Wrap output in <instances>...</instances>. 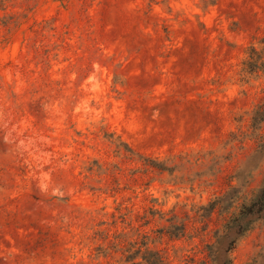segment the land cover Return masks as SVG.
I'll return each instance as SVG.
<instances>
[{"label": "rangeland", "instance_id": "1", "mask_svg": "<svg viewBox=\"0 0 264 264\" xmlns=\"http://www.w3.org/2000/svg\"><path fill=\"white\" fill-rule=\"evenodd\" d=\"M262 39L264 0H0V264H214L264 188ZM263 253L264 220L229 258Z\"/></svg>", "mask_w": 264, "mask_h": 264}, {"label": "trees", "instance_id": "2", "mask_svg": "<svg viewBox=\"0 0 264 264\" xmlns=\"http://www.w3.org/2000/svg\"><path fill=\"white\" fill-rule=\"evenodd\" d=\"M261 43L264 45V39H262ZM262 52H258L255 47H251L250 49V57L245 63L246 70L248 73L254 74L259 71H264V47ZM263 120V119H262ZM261 122V121H260ZM129 149V148H128ZM259 149L264 150V142L259 146ZM176 158H187V155L180 157H173L168 159V161H174ZM151 166L153 169L160 170L162 172L174 170L179 165L174 164L172 168H166V163L159 162L157 160L152 161ZM165 165V166H164ZM168 169V170H167ZM226 197L221 199L220 201H215L211 205V209H215L218 204H223ZM229 207H225L224 209H229ZM264 220V188L258 191V193L254 196L251 202L245 205L239 214L235 216L230 222L226 224L222 231H217L216 245L210 248L211 250V258L214 264H232L229 255L236 247L238 241L247 235L256 224ZM175 227V225H172ZM227 243V246H224V243ZM223 246V247H222ZM253 264H264V253L260 256L258 261H254Z\"/></svg>", "mask_w": 264, "mask_h": 264}]
</instances>
